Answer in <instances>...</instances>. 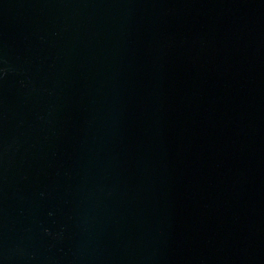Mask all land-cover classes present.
I'll return each instance as SVG.
<instances>
[{
	"label": "water",
	"instance_id": "1",
	"mask_svg": "<svg viewBox=\"0 0 264 264\" xmlns=\"http://www.w3.org/2000/svg\"><path fill=\"white\" fill-rule=\"evenodd\" d=\"M0 264H264V0H0Z\"/></svg>",
	"mask_w": 264,
	"mask_h": 264
}]
</instances>
